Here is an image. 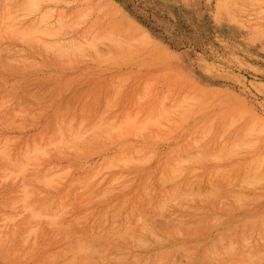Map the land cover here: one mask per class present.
Returning a JSON list of instances; mask_svg holds the SVG:
<instances>
[{"label":"rangeland","instance_id":"rangeland-1","mask_svg":"<svg viewBox=\"0 0 264 264\" xmlns=\"http://www.w3.org/2000/svg\"><path fill=\"white\" fill-rule=\"evenodd\" d=\"M263 16L225 0H0V264H132L117 255L143 254L148 232L192 212L215 219L210 238L244 208L253 241L209 264L264 256V189L237 180L264 154ZM29 208L46 218L26 247ZM176 251L169 264H186Z\"/></svg>","mask_w":264,"mask_h":264},{"label":"bare ground","instance_id":"bare-ground-1","mask_svg":"<svg viewBox=\"0 0 264 264\" xmlns=\"http://www.w3.org/2000/svg\"><path fill=\"white\" fill-rule=\"evenodd\" d=\"M29 1H31V0H29ZM31 3V5H33L32 4V2H30ZM225 3H226V5L227 6H229V8H230V10L231 11H233V12H237V11H242V10H244L245 8H249V7H254V6H260V7H262L263 9H264V0H225ZM25 4H27V3H25ZM29 6V4L27 5V7ZM24 7V6H23ZM26 7V6H25ZM25 8V9H28V10H30L29 8ZM5 8V7H4ZM24 9V8H23ZM253 9V8H252ZM21 10H22V6H21ZM20 10V11H21ZM261 10V9H260ZM261 11H263V10H261ZM260 11V12H261ZM35 12V11H34ZM43 13V12H42ZM44 14V13H43ZM24 16H26V14L24 15ZM15 17H17V16H15ZM13 18V19H15L16 20V18ZM27 17V16H26ZM51 17V16H50ZM9 18V17H8ZM8 18H6L5 17V19H8ZM41 18H44V17H41ZM41 18H39V19H41ZM59 18V17H58ZM82 18V17H81ZM11 19V18H10ZM59 20H61V19H59ZM12 22H13V20H11ZM263 21H264V16H263ZM11 23V22H10ZM10 23L8 24V26H4L3 28H2V30L5 28V30H7L6 28H8L10 31H12L13 30V33H14V29L12 28V30L9 28V27H11L12 25L15 27L16 25H14V24H12L11 26H10ZM14 23V22H13ZM38 23V22H37ZM37 23H36V25H33V27H34V29H35V26H37ZM40 24V23H39ZM63 24V23H62ZM61 24V26L60 27H62L63 25ZM261 24V23H260ZM59 25H60V23H59ZM72 25H73V23H72ZM58 26V25H57ZM68 27V26H67ZM57 28V27H56ZM29 28H27L26 27V30H28ZM36 29H37V27H36ZM36 29H35V31L33 30L32 31V29H31V31L35 34V33H38L39 31L38 30H40L39 28L37 29V32H36ZM42 29H43V27H42ZM41 29V30H42ZM55 29V28H54ZM60 29V28H59ZM1 30V31H2ZM9 30H8V33H9ZM26 30H25V32H26ZM44 30V29H43ZM48 30L49 31H51L49 28H48ZM47 29L45 30V31H42V32H45V33H47V31H48ZM58 29H56V32H60V30L59 31H57ZM260 30L262 31V32H264V26H262L261 25V27H260ZM31 31H29L28 33H27V35L28 34H30V36H32L33 35V33L31 32ZM48 31V32H49ZM259 31V30H258ZM41 32V33H42ZM55 32V33H56ZM11 33V32H10ZM19 33V32H18ZM26 33H25V35H26ZM53 33V32H52ZM4 34H6V33H4ZM22 34V33H21ZM21 34H19V35H21ZM24 34V33H23ZM40 34V33H39ZM42 34H44V33H42ZM109 35V34H108ZM118 35V34H117ZM16 36V35H15ZM48 36V35H47ZM49 37H52L51 35H49ZM20 38H22L21 36L19 37V39ZM25 38V37H24ZM32 38H33V36H32ZM109 38V37H108ZM111 38V37H110ZM113 38V37H112ZM117 38H119V37H117ZM135 38V37H134ZM35 39H36V37H35ZM34 39V40H35ZM130 39V38H129ZM138 39V38H137ZM28 40V39H27ZM107 41H108V39H106ZM115 40V39H114ZM114 40H110L109 39V41L108 42H110V43H112V42H114V44L116 43V46H117V44H118V42H115ZM125 40V39H124ZM131 40V39H130ZM36 42H40V40L38 41L37 39L35 40ZM34 41V42H35ZM85 41V40H84ZM99 41V40H98ZM126 41V44H127V41L128 40H125ZM137 41V40H136ZM29 42V41H28ZM56 42V41H55ZM60 42V41H59ZM58 42V43H59ZM79 42V41H78ZM78 42L76 43V44H78ZM86 42V41H85ZM135 42V41H134ZM43 43H45V42H43ZM43 43H42V45H43ZM80 43V42H79ZM123 43V42H122ZM30 44V43H29ZM40 44H41V42H40ZM48 44V43H47ZM52 44V43H51ZM85 45H86V43H84ZM83 44V45H84ZM92 44V43H91ZM32 45V44H31ZM79 45V44H78ZM93 45V44H92ZM34 46V45H33ZM43 46H48V45H43ZM51 46V45H50ZM59 46L60 45H57V47H58V49H59ZM130 46V45H129ZM32 47V46H31ZM55 48L56 47V45H55V47L53 46V44H52V46L51 47H48V48ZM57 47L55 48V51H58V50H56L57 49ZM92 47H96V45H93ZM52 48V49H53ZM70 48H72V47H70ZM74 48V47H73ZM80 48H81V45H80ZM64 49H66L65 47H64ZM63 48H62V50L61 51H65ZM69 49V48H68ZM67 49V50H68ZM79 49V48H78ZM1 50V49H0ZM74 49H71L70 50V52L71 51H73ZM65 53V52H64ZM63 53V54H64ZM79 53H81V51H79ZM146 53V52H145ZM78 54V53H77ZM118 56V55H117ZM84 57H86V56H84ZM2 59V58H1ZM14 61V60H13ZM9 78V77H8ZM15 84V83H14ZM47 91V90H46ZM191 97V94H190V96L188 97V99H185L186 97H184V99L185 100H188L189 101V98ZM198 97H200L199 95H198ZM192 98H194V97H192ZM183 100V98H182V96H181V99H180V101H182ZM191 101V100H190ZM171 103V102H170ZM181 103H184V101L183 102H181ZM178 104V106H179V104L180 103H177ZM176 105V104H175ZM189 105V104H188ZM192 105V104H191ZM192 107V106H191ZM163 108H165V107H163ZM180 108H182V107H180ZM166 109V108H165ZM163 110V109H162ZM171 110V109H170ZM169 110V111H170ZM174 111V110H173ZM17 112V111H16ZM15 112V113H16ZM163 112V111H162ZM167 112H168V110H167ZM175 112V111H174ZM169 113V112H168ZM164 114V113H163ZM242 114H243V112H242ZM163 117H164V115H163ZM167 117V116H166ZM166 117H164V118H162V119H165ZM239 118H240V116H238ZM133 120V119H132ZM131 120V121H132ZM142 121H144V120H142ZM166 121V120H165ZM128 122L130 123V121L128 120ZM230 122V121H229ZM252 123V122H251ZM232 124H234V122L232 123ZM249 127V126H248ZM242 129V128H241ZM251 129H252V127L251 128H249V129H247L246 131H248V130H250L251 131ZM91 130V129H90ZM210 130V129H209ZM253 130V129H252ZM257 130V129H256ZM87 131V130H86ZM89 131V130H88ZM87 131V132H88ZM208 131V130H207ZM227 130H225V132H226ZM261 131V130H260ZM86 132V133H87ZM224 132V133H225ZM263 132V131H262ZM206 133V132H205ZM224 133H221V134H224ZM261 133V132H260ZM77 134H78V132H77ZM108 134V133H107ZM220 134V135H221ZM75 135V134H74ZM237 135H238V133H237ZM232 136V135H231ZM254 136V135H253ZM71 137V136H70ZM83 137V136H82ZM81 137V138H82ZM98 137V136H97ZM218 137H221V136H219L218 135ZM238 137V136H237ZM72 138V137H71ZM74 138V137H73ZM234 138V137H233ZM236 138V137H235ZM58 139H59V137H58ZM60 140V139H59ZM73 140V139H72ZM71 140V141H72ZM240 140H241V138H240ZM248 140V139H247ZM238 141H239V139H238ZM251 141V140H250ZM56 142H58V140H56ZM222 142V141H221ZM232 142V141H231ZM244 142V141H243ZM53 143V142H52ZM59 143H60V141H59ZM237 143V142H236ZM51 144V143H50ZM240 144H242V143H240ZM245 144H246V142H245ZM52 145V144H51ZM250 144H248V146H249ZM237 146V148H238V146L239 145H236ZM246 146V145H245ZM244 146V147H245ZM246 146L247 148H252V146L253 145H251V146ZM5 147V146H4ZM43 147H45V146H43ZM220 147H222L221 145H220ZM231 147H232V145H231ZM230 146L228 147V148H231ZM240 147V146H239ZM35 148V147H34ZM218 148H219V146H218ZM233 148V147H232ZM69 149V148H68ZM223 149V148H222ZM229 150V149H228ZM218 151H220V150H218ZM225 152V151H224ZM231 152V151H230ZM32 154L34 153V152H31ZM213 153V152H212ZM219 153H221V152H219ZM219 153L217 152V154L219 155ZM29 154V153H28ZM191 154V153H190ZM200 153L198 152V155H199ZM39 155V154H38ZM197 155V156H198ZM264 154H261L260 155V157H258V158H255V160H253L252 162H250V163H248V164H246L245 166H244V168H243V174H242V176H240L241 178H237L236 176V178H237V180L238 179H240L239 181H238V186H239V184H242L241 185V187L243 186L244 188H247V189H252V188H254V187H259L260 189H264V156H263ZM125 156V155H124ZM221 156V155H220ZM25 157H26V155H25ZM126 157V156H125ZM31 158V157H30ZM35 158V157H34ZM128 158H129V156H128ZM193 158V157H192ZM120 159H122V158H120ZM126 159H127V157H126ZM130 159V158H129ZM128 159V160H129ZM219 159V158H218ZM116 160V159H115ZM114 160V161H115ZM119 160V159H118ZM123 160H124V158H123ZM132 160V159H131ZM120 161V160H119ZM14 162V161H13ZM132 162V161H131ZM180 162V161H179ZM15 163V162H14ZM115 163H116V161H115ZM114 163V164H115ZM130 163V162H129ZM107 164L108 163H106V168H107ZM15 165H16V167H19V166H17L18 164L17 163H15ZM111 165H113V163L111 164ZM128 165V164H127ZM108 166H109V164H108ZM184 167V166H183ZM24 168V167H23ZM110 168H114V167H110ZM180 169V168H179ZM20 170V169H19ZM18 170V171H19ZM66 170V169H65ZM103 170V169H102ZM183 170V169H182ZM194 170H196V169H194ZM45 171V170H44ZM101 171V170H100ZM173 172H174V170H172ZM175 171H177V170H175ZM223 171H225V170H223ZM227 171H228V169H227ZM21 172V171H20ZM24 172V171H23ZM178 172V171H177ZM190 172H192V171H190ZM215 172H217V171H215ZM11 174L13 173V172H10ZM56 173V172H55ZM97 173V172H96ZM179 173V172H178ZM177 173V174H178ZM218 173V172H217ZM227 173H229V172H227ZM20 174V173H19ZM58 174V173H57ZM56 175V174H55ZM92 175H94V174H92ZM179 175V174H178ZM5 176H7V175H5ZM4 176V177H5ZM15 176H17V173H16V175ZM51 176V175H50ZM57 176V175H56ZM177 176V175H176ZM53 177V176H52ZM94 177V176H93ZM92 177V178H93ZM234 177V176H233ZM44 179H47L48 178V180H49V182L51 181L50 179H49V176L46 178V177H43ZM43 178H41V179H43ZM5 179V178H4ZM89 179V178H88ZM100 179H101V177H100ZM34 180V179H33ZM90 180V179H89ZM118 180V179H117ZM174 180H176V179H174ZM236 180V179H235ZM36 181V180H35ZM98 181H100V180H98ZM169 181V180H168ZM188 181H190V180H188ZM216 181V180H215ZM241 181V182H240ZM41 182H42V180H41ZM46 182H48V181H46ZM113 182V181H112ZM163 183L164 182H167V181H162ZM207 182V181H206ZM177 184V183H176ZM175 184V185H176ZM229 184V183H228ZM44 185H47V183L45 184V182H44ZM122 185V184H121ZM174 185V186H175ZM231 185V184H230ZM173 186V187H174ZM121 187V186H120ZM147 187V186H146ZM162 187V186H161ZM164 187V186H163ZM162 187V188H163ZM172 187V188H173ZM200 187V185L198 186V188ZM240 187V186H239ZM179 188V187H178ZM177 188V189H178ZM197 188V189H198ZM104 189H106L105 187H104ZM103 189V190H104ZM145 189V188H144ZM175 189V190H174ZM202 189V188H201ZM115 190V189H114ZM146 190H147V188H146ZM145 190V191H146ZM172 190V189H171ZM173 190H174V193H176L175 191H176V188L174 187L173 188ZM172 190V191H173ZM182 190V189H181ZM237 191V190H236ZM22 193H24L23 191H22ZM195 194V195H197V193L196 192H192V194ZM233 193H236L235 191L233 192ZM264 193V192H263ZM26 194L28 195L29 194V192H26ZM89 194V193H88ZM201 194V193H200ZM216 195V192H214L213 193V195ZM27 195H25L26 196V198H28L27 197ZM174 195V194H173ZM188 195V194H187ZM24 196V195H23ZM191 196V195H190ZM251 197H253V195L251 196ZM24 198V197H23ZM253 198H255V197H253ZM29 199V198H28ZM263 199V198H262ZM22 200V199H21ZM24 200H25V198H24ZM23 200V201H24ZM87 200H88V198H87ZM171 200V199H170ZM240 199H238V201H239ZM244 200V201H243ZM86 201V200H85ZM172 201V200H171ZM237 201V202H238ZM251 198H248V196L246 197V198H242V202H245V203H251ZM14 202V201H13ZM82 202H84V201H82ZM241 202V201H240ZM259 202V201H258ZM22 203V202H21ZM26 204H28L27 202H25ZM24 203V204H25ZM33 203V202H32ZM70 203V202H69ZM14 204V203H13ZM15 204H16V202H15ZM14 204V205H15ZM25 204V205H26ZM239 205H240V203H238ZM263 204V203H262ZM13 205V206H14ZM22 205V204H21ZM34 205V204H33ZM52 205V204H51ZM238 205V206H239ZM244 205V204H243ZM242 204H241V206H243ZM12 206V207H13ZM30 207V204L29 205H26V206H21V207ZM39 206V205H38ZM240 206V207H241ZM17 207V206H16ZM16 207H15V209H16ZM191 207V206H190ZM220 208V207H219ZM258 208V207H257ZM14 209V208H13ZM13 209H11V210H13ZM27 209V208H26ZM26 209H24V211L26 210ZM33 209V208H32ZM32 209H28V212H25V215H24V217H23V219H21V217H20V219H21V221L20 222H22L21 224H19V225H17L16 227H18V226H21V227H23V229H24V231H22L23 232V236H24V238H22L23 239V241H22V239L20 240V241H22L23 242V244H25L26 245V247H27V245H29V244H33L34 243V241H33V237H35V236H37V234L40 232V230H41V224H40V222L44 219V218H46V217H44L46 214V212L43 214V212L42 211H40V210H38L37 211V209H36V211L34 210V211H32ZM205 209V208H204ZM218 209V208H217ZM234 209V208H233ZM31 210V211H30ZM211 210V209H210ZM23 211V212H24ZM45 211V210H44ZM51 211H52V209H51ZM121 211V210H120ZM119 211V212H120ZM126 211V210H125ZM180 211V210H179ZM187 211V210H186ZM17 212H18V210H17ZM16 212V213H17ZM21 212V211H20ZM20 212H18L17 213V215L16 216H19L20 214H23L22 212L20 213ZM122 212V211H121ZM120 212V213H121ZM217 212V211H216ZM7 213V212H6ZM9 213V212H8ZM57 213H59V212H57ZM123 213V212H122ZM187 213V212H186ZM3 214H5V213H3ZM62 214V213H61ZM124 214H126L125 212H124ZM210 214H211V212H210ZM212 214H214V213H212ZM211 214V215H212ZM217 214V213H216ZM220 214V213H219ZM256 214V213H255ZM7 215V214H6ZM59 215V214H58ZM104 215V214H103ZM201 215V214H200ZM204 215V214H203ZM208 215V214H207ZM227 215H228V221L224 224L225 226L218 232L217 231V234L215 233V235L214 236H211L210 238H203L202 239V237L204 236H206L207 235V233H208V235H209V231L211 232V229H213L214 228V226H216V225H214L213 223L214 222H216L215 221V219H213L214 221H213V223H212V220H208V221H205V220H207V219H201L200 217H199V215L198 214H195V213H190L188 216H190L191 217V219H192V221H193V223L191 222V223H189V224H176V225H174V226H172L171 228H169V229H166V230H164V231H162V232H159V234H157L156 235V233L155 232H148V233H150L149 235H150V237H149V239L145 242V241H143V242H140L139 244L137 243V245L139 246H143V249H144V253L143 254H138L135 250H130V249H128V248H126V252L125 253H122V254H120V253H118V255H117V257L119 258V257H128L129 259H130V261H131V263L132 264H164V262H168V264H169V262H171V259H173L172 258V256L175 254L174 252L176 251V250H182L184 253H185V255H186V257H187V263L186 264H209L213 259H215V257L216 256H219V255H224V254H226V255H231L236 249H237V247H239V246H242L243 244H245V243H247V242H251V241H253V239L252 238H250V236L248 235V232L249 231H251L252 229H253V227L255 226V224L257 223V222H259V220H258V218H255V216H254V218H253V214L251 213V211L250 210H248L247 208H244L243 210H241L240 212H234V210H232V209H230V210H228L227 211ZM2 216V215H1ZM5 216V215H4ZM12 216V215H11ZM10 216V217H11ZM50 216V215H49ZM55 216V215H54ZM145 216V215H144ZM213 216V215H212ZM216 216V215H215ZM261 216V215H260ZM5 217H8V216H5ZM5 217H3V219L5 218ZM15 217V216H14ZM14 217L12 216L11 218L12 219H10V220H14ZM48 217V216H47ZM57 217V216H56ZM204 217H206V216H204ZM203 217V218H204ZM214 217V216H213ZM212 217V218H213ZM217 217H219L218 215H217ZM216 217V218H217ZM223 217V216H222ZM9 218V217H8ZM7 218V219H8ZM49 218V217H48ZM51 218V217H50ZM188 219H189V217H187ZM193 218H196V220H194ZM209 218V217H208ZM211 218V217H210ZM221 218V217H220ZM2 219V220H3ZM15 219H16V217H15ZM19 219V220H20ZM224 219V218H223ZM262 219V218H261ZM0 220H1V218H0ZM6 220V219H5ZM4 220V221H5ZM51 220V219H50ZM49 220V221H50ZM52 220H53V217H52ZM51 220V221H52ZM55 220V219H54ZM53 220V221H54ZM217 220V219H216ZM4 221H2V222H4ZM9 220H7V222H8ZM221 221H223V220H221ZM220 221V222H221ZM225 221V220H224ZM219 222V223H220ZM13 223V222H12ZM53 223V222H52ZM221 223H223V222H221ZM3 224V223H2ZM261 224H264V222L263 223H261ZM2 226V225H1ZM131 225H129V227H130ZM3 227V226H2ZM218 227H220V226H218ZM4 228V227H3ZM14 228H15V226H14ZM2 229V228H1ZM13 229V228H12ZM2 230H4V229H2ZM7 230H9V227H8V229ZM7 230H5V231H7ZM13 231H14V229H13ZM11 232V231H10ZM22 232H21V235H22ZM13 233V232H12ZM251 233V232H250ZM212 234V233H211ZM259 234V233H258ZM7 235H9V234H7ZM207 235V236H208ZM19 236V235H18ZM210 236V235H209ZM5 235H4V241H5ZM9 238H10V236H8ZM8 237H6V238H8ZM146 237V236H145ZM8 238V239H9ZM21 238V237H20ZM32 238V240H30ZM111 238V237H110ZM143 238V237H142ZM142 238H140V239H142ZM17 239V238H16ZM24 239H26V240H24ZM147 239V238H146ZM28 240H30V241H28ZM143 240V239H142ZM17 241V240H16ZM19 241V242H20ZM33 241V242H32ZM137 241V240H136ZM254 241H258V242H261V244H263L264 243V231H261L260 232V234L258 235V238H256V240H254ZM0 242H1V240H0ZM2 242H3V238H2ZM7 242H8V240H7ZM37 242V241H36ZM6 243V242H5ZM7 244V243H6ZM98 244V243H97ZM16 245V244H15ZM36 245V244H35ZM6 246V245H5ZM93 246V245H92ZM96 246V245H95ZM107 246V245H106ZM17 247V246H16ZM16 247H14V249H16ZM26 247H24V248H26ZM12 248V247H11ZM23 248V249H24ZM33 248V247H32ZM89 248V247H88ZM94 248V247H93ZM99 248V247H98ZM13 249V248H12ZM28 249V248H27ZM27 249H25V250H27ZM105 249V248H104ZM11 250V249H10ZM18 250V249H17ZM22 250V249H21ZM29 250V249H28ZM90 250H92L91 248H90ZM95 249H93V251H94ZM98 250V249H97ZM86 251H88V249L86 248V250H85V253H86ZM102 252L104 251V250H101ZM7 252V251H6ZM11 252V251H10ZM12 252H14V251H12ZM18 252V251H17ZM16 252V253H17ZM26 252V251H25ZM77 252V251H76ZM80 252H82V251H80ZM94 252H96V250L94 251ZM98 252H100V251H98ZM177 252V251H176ZM180 252V251H179ZM15 253V252H14ZM20 253V252H19ZM63 253V252H62ZM183 253V254H184ZM10 254H12V253H10ZM24 254V253H23ZM74 254V253H73ZM83 254H84V252H83ZM91 254H92V252H91ZM249 254V253H248ZM250 255V254H249ZM16 256H19L18 254L16 255ZM20 256H22V254H20ZM246 256H248V255H246ZM252 256V255H251ZM175 257V256H174ZM253 257V256H252ZM256 257V256H255ZM17 258V257H16ZM224 259V260H223ZM221 260H223V261H221ZM221 260H219L218 261V263L217 264H234V261L232 260V259H230V258H222ZM241 262H242V260H241ZM254 262H255V264H264V256H258V257H256V258H254Z\"/></svg>","mask_w":264,"mask_h":264}]
</instances>
